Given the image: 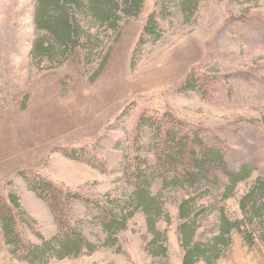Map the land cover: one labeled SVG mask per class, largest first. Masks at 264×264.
Returning <instances> with one entry per match:
<instances>
[{"label": "rangeland", "instance_id": "374dc122", "mask_svg": "<svg viewBox=\"0 0 264 264\" xmlns=\"http://www.w3.org/2000/svg\"><path fill=\"white\" fill-rule=\"evenodd\" d=\"M182 2L147 0L142 16L125 20L118 32L93 30L103 41L94 56L80 50L65 65L51 68L33 57L40 35L38 0H0V184L22 196L24 208L38 221L36 230L46 237H55L59 226L25 173L44 174L84 197L128 200L135 192L125 172L128 154L135 157L139 150L155 160L147 148L151 134L138 143L135 134L140 116L153 110H174L202 129L210 144L225 149L233 168L249 164L256 169L235 198L219 204L233 217H243L242 198L264 178V0H202L192 19ZM154 14L162 26L159 39L145 33ZM196 69L226 81L227 91L209 99L183 90ZM163 187L158 180L155 193ZM182 196L165 192L172 222L163 219L159 227L168 233L169 261L149 253L153 235L143 211L112 246L95 215L78 201L74 218L99 248L51 264H184ZM219 216L216 211L206 217L199 239L218 231ZM27 234L41 242L31 228ZM0 264L29 263L16 258L0 235ZM217 264H264V242L250 248L236 234Z\"/></svg>", "mask_w": 264, "mask_h": 264}, {"label": "trees", "instance_id": "16d2710c", "mask_svg": "<svg viewBox=\"0 0 264 264\" xmlns=\"http://www.w3.org/2000/svg\"><path fill=\"white\" fill-rule=\"evenodd\" d=\"M146 3L147 0H38L35 21L40 35L33 57L40 65L59 68L80 50H88L94 56L103 41L101 34L93 30L118 32L125 20L142 16ZM201 3L202 0H183L181 6L188 19L197 13ZM145 33L161 37L158 14L150 17ZM226 85V81L215 74L196 69L183 90L211 99L227 91ZM135 130L137 143L151 134L147 148L155 160L140 155L139 150L135 157L128 154L125 172L135 187L128 200L111 196L104 201L84 197L44 174L25 173L32 191L49 204L56 217L59 233L53 238L36 230L38 221L24 208L22 196L7 192L0 184V235L16 258L29 264H51L56 259L96 252L98 244L88 238L73 215L74 203L81 201L95 215L97 224L108 235L107 243L112 246L119 241L118 236L129 229L138 212L143 211L153 235L149 253L169 261L168 233L159 227L163 219L172 222L166 208L167 190L183 193L179 233L186 253L184 264H217L228 255L236 234H241L250 248L264 242L263 177L242 198L243 217L235 218L226 206L219 207L220 203L235 198L239 187L253 178L254 167L244 164L233 168L223 147L210 144L202 129L194 128L174 110L145 111ZM71 156H76L75 152H71ZM158 180L164 184L162 193L154 191ZM209 200H215L216 204H209ZM216 211L220 214L218 231L205 240L199 239L206 217ZM28 228L34 230L40 243L30 239Z\"/></svg>", "mask_w": 264, "mask_h": 264}]
</instances>
